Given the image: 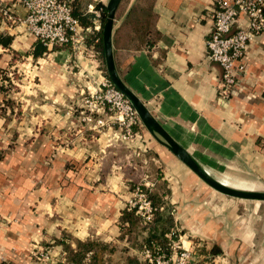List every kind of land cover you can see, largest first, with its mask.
Listing matches in <instances>:
<instances>
[{
  "label": "crops",
  "instance_id": "obj_1",
  "mask_svg": "<svg viewBox=\"0 0 264 264\" xmlns=\"http://www.w3.org/2000/svg\"><path fill=\"white\" fill-rule=\"evenodd\" d=\"M108 2L77 0V7L93 16L95 25L97 16L88 12L90 6L102 12ZM140 4V0L122 1L115 30ZM2 10L20 18L27 14L21 0H0L1 38H6L0 49V69H16L20 58L36 61L41 65L43 88L35 94L29 90L31 97L41 93V103L26 108L33 111L39 107L37 116L30 119L26 115L20 122L0 117V264H66L64 248L56 243L64 240L65 233L72 235L73 247L78 240L103 236L106 242H114L121 235L117 223L125 206L122 181L113 171V179L106 184L109 189L101 186L99 192L98 187L93 191L98 160H116L119 147L124 148L128 160L141 161V168L149 162V151L165 162L173 160L150 140L119 144L113 139L119 130L113 128L107 111L96 114V121L107 128L102 133L93 132L90 141L51 140L45 135L35 138L34 131L40 125L60 134L66 127L61 111L67 99L75 106L86 92L95 89L90 76L64 73L72 64L74 70L90 68L89 75H96L89 57L94 49L88 46L89 51L77 53L70 47L73 52L61 49L37 56L40 43L23 26L12 25L7 30ZM154 11L160 40L150 51L119 50L115 62L121 79L211 175L264 191V31L249 44L245 73L227 98L220 92L222 70L210 60L207 46L214 27L213 2L155 0ZM241 21L246 23L245 16ZM72 56L76 61H71ZM2 98L3 94L0 102ZM87 160L90 171L83 181L81 172L68 166ZM71 174L73 179L66 185L63 181ZM40 181L43 192L38 187ZM83 184L90 188L83 189ZM219 200L216 209L203 206L198 211V206L193 208L194 214L187 215L189 232L183 234L184 247L197 252L202 264H264V207L245 213L246 206ZM49 244L55 245L50 248Z\"/></svg>",
  "mask_w": 264,
  "mask_h": 264
},
{
  "label": "rangeland",
  "instance_id": "obj_2",
  "mask_svg": "<svg viewBox=\"0 0 264 264\" xmlns=\"http://www.w3.org/2000/svg\"><path fill=\"white\" fill-rule=\"evenodd\" d=\"M88 47V46H87ZM64 49L71 51L70 47H64ZM90 49V48H89ZM88 50H82L89 51ZM96 50H94L95 52ZM80 51H77L79 53ZM94 52H89V57L91 60H93L94 65L96 66V75H89L88 70L84 72L85 69H73L72 64L70 68H67V70L64 71L65 74H71L72 72H78L82 74L81 78H84L85 75H88L92 78V81L95 84V89L92 88V91L89 93L86 92V94L79 100L80 103H76L75 106H73V103H69V100L67 99L64 107V109L61 111V115L63 116V119L66 120V127L64 130H61L60 134L55 133L53 128L47 130L44 125H40V127L37 126L36 130L34 131V137L41 139L43 135L46 137H51L53 139L51 140H59L58 138H62L61 140H81L82 142L90 141L91 137L90 135L95 133H102L103 128H107L103 124H99L98 121H96V114L101 112H109V115L111 118V122L113 125V128L115 127L119 130V134L114 135L113 139L115 141H120L121 143L126 144H134L136 140H150L148 142L154 143L156 146L162 147L163 151H165L167 154H171L172 162H165L163 159L159 157L158 154H156L154 151H149V154H147V158L149 160L148 164L144 166V168H141L143 163L140 162H133L131 159L128 160L123 153L124 148L119 147L117 148V152L119 154V157L116 160L112 159H106L103 158L102 160H98L97 165H99L98 170V179L96 183L93 184L92 190L94 191L96 187L97 192L101 190V186H106L107 182H109L110 179H113L114 177L111 173L114 171V175H116L117 178H119L122 181V187L124 189V192H120L121 195L125 196V201L123 203L124 209L129 206V202L134 198V194L138 188H149L152 192H158L161 194L164 204H167V209L165 211V217L164 219L167 220L168 217L172 218V223L167 226L169 228L170 232H176L177 238L179 235H182L189 232L188 229H186V218L187 215L194 214L193 208H196L198 206V211L203 208V206H209L210 208L216 207L220 204L219 199L226 200V202H234L242 204L243 206H246L244 209L245 213H251L254 211L253 209L256 207L257 210H261L264 207V203H253L250 201H244L239 200L231 197H227L225 195H222L213 189H211L209 186H207L203 181H201L185 164H183L179 159H177L169 150H167L164 146L159 144L157 140L149 133V131L146 129V127L143 124V128H137L135 131L138 133V138L133 140L132 142H126L122 139L123 135V128L119 125V123L115 119V114L108 110V108L105 110H101L99 112H91L92 106L87 103V99L91 94H94L95 92H98L100 90V84L105 79L108 78V71L106 64L103 63L102 56H100ZM19 60V59H18ZM71 61L74 60V57L72 56ZM26 62L25 60H22L20 58L19 63L17 64L16 69H7L4 70L5 74L2 75L5 77H9L11 80V83L9 81L5 82L4 85L6 86V91H9V97L3 95L2 101L0 102V117L5 118L8 121H23V119L26 120V115L32 119L35 116L39 114V107H35L33 111L31 109L26 110L27 106L31 105H38L41 103V93H38L37 97H31V93H29V90L33 91L35 94V91L40 92L42 90V74H41V65H39L36 61ZM30 65V67H29ZM80 65V64H79ZM93 65V66H94ZM73 76V74H72ZM71 80V78H69ZM75 82V81H74ZM81 84V83H80ZM77 86V90L81 92V88ZM81 86H83L81 84ZM27 94V95H26ZM29 96V97H28ZM9 100V103L6 102V100ZM12 101V104L10 102ZM33 100V101H32ZM97 124V125H96ZM98 126V127H97ZM105 126V127H104ZM21 127V126H20ZM20 133L25 132V129H17ZM143 132L147 137L145 138L143 135ZM37 134V135H36ZM34 139V138H33ZM29 140V139H28ZM31 140V139H30ZM119 142V144H120ZM75 146H79L77 142H74ZM68 145V144H66ZM73 146V144H72ZM129 150H132V148H129ZM135 150V149H133ZM103 155L102 157H104ZM155 159V160H152ZM88 163V160L86 162H83L81 164L77 165H69L68 169L73 172H81V179L84 181L87 179L88 175L87 172L90 171L88 167H86ZM80 169V171H79ZM73 175H70V179L67 177L63 182L68 184V182L73 179ZM78 175V174H77ZM225 178V177H222ZM218 179V178H216ZM43 182H38V187L40 192H43L42 190ZM88 185V184H87ZM86 184H83V189L87 188L89 189ZM235 187H242V188H256L251 185H243V184H237L234 185ZM105 188L109 189L108 186ZM187 190V192L185 191ZM145 191V190H144ZM175 201L176 203L172 204L171 202ZM205 203L206 205H203ZM209 208V210H211ZM123 209V210H124ZM195 211V209H194ZM123 212V211H122ZM121 212V214H122ZM169 212V214H167ZM184 213V214H183ZM121 218V217H120ZM120 218L118 219V226L120 227L121 235L120 237L115 240L114 242H119L117 245H119V248H124L125 244L123 241L120 242V239L123 237V233L125 235L124 239L128 240L126 247H128L133 254L140 253L143 249V244L146 242L147 238H149L151 232H150V226L152 230H160L162 229L163 224H157L150 223V224H144L143 221L139 220L135 223L132 227H126V229H121L122 226H120ZM154 221V220H153ZM65 236H62L65 238H71L72 235L70 233H65ZM100 239L104 242L103 236L95 237L91 240ZM167 239V243H169V238ZM174 240H177L174 238ZM87 241V240H82ZM111 243V242H106ZM113 243V242H112ZM55 244H49V247H53ZM125 247V248H126ZM200 254V253H199ZM39 257L43 260L42 256L39 255ZM37 258H35L36 260ZM39 262L38 260H36Z\"/></svg>",
  "mask_w": 264,
  "mask_h": 264
},
{
  "label": "built area",
  "instance_id": "obj_3",
  "mask_svg": "<svg viewBox=\"0 0 264 264\" xmlns=\"http://www.w3.org/2000/svg\"><path fill=\"white\" fill-rule=\"evenodd\" d=\"M211 1L214 5V27L207 41L209 58L222 70L220 92L228 98L234 94L245 73L244 61L249 44L264 31V0ZM21 3L27 11L24 18L8 10L1 11L6 20L5 28L23 26L47 49L70 46L76 52L88 50L86 33L103 29L102 14L92 6L88 12L97 16V23L93 29H84L74 16L69 0H21ZM242 15L246 23L241 21ZM3 32L0 28V42ZM0 49H3L1 43ZM87 103L92 106L91 112L108 108L115 114L116 121L123 128L124 141L132 142L140 137L135 130L143 128V123L137 111L110 79L105 78L101 82L100 90L91 94ZM128 207L136 211L144 224L153 222L156 209L143 189L136 190ZM168 238L167 249L156 244L143 247L141 257L146 264H202L197 252L184 247L182 235L177 238L176 232H171Z\"/></svg>",
  "mask_w": 264,
  "mask_h": 264
},
{
  "label": "trees",
  "instance_id": "obj_4",
  "mask_svg": "<svg viewBox=\"0 0 264 264\" xmlns=\"http://www.w3.org/2000/svg\"><path fill=\"white\" fill-rule=\"evenodd\" d=\"M71 7L73 9V14L79 19L80 24L84 29L93 28L94 18L93 16H88L85 12H79V7H77V0H69ZM141 4L139 6H134L127 17L126 21L118 29L114 31L113 44H114V56L121 49H132L134 51L142 50H152V48L160 40V33L157 30L156 22L158 19L157 14L154 11V1L155 0H140ZM102 12V23L103 29L107 18V7L101 8ZM103 29L101 32L86 33V43L87 46L93 47L99 53V58L102 56V61H105V51H104V41H103ZM6 38L1 40V44L4 45ZM41 49L36 54L41 55L43 52L47 51H57L64 49V47L56 46L52 49H47L40 44ZM70 47V46H67ZM5 74L4 70L0 69V95H9V91H6L5 82L11 80ZM107 77H109L107 75ZM6 102L9 103L7 99ZM11 104L12 101L10 100ZM10 104V103H9ZM148 194L151 199L154 208L156 209L155 217L153 223L163 224L162 229L152 230L150 226V236L147 238L146 242L143 244L152 246L156 244L164 249H167L168 243L167 239L169 233V228H167L170 223H172V218L168 217L167 220L164 219L165 211L167 209V204H164V200L160 193L152 192L149 188H142ZM169 214V212H167ZM139 217L136 215V211L130 209L128 206L123 210L120 218L121 229H126V227H132ZM152 223V224H153ZM125 235L120 239V242L127 244L124 239ZM128 241V240H127ZM58 245L63 246L66 253V264H146L142 259L140 253L133 254L131 250L124 245V248H119L117 245L119 242L106 243L100 239L75 242L76 247L72 246L71 239L65 238L64 240L57 241ZM126 247V248H125Z\"/></svg>",
  "mask_w": 264,
  "mask_h": 264
},
{
  "label": "water",
  "instance_id": "obj_5",
  "mask_svg": "<svg viewBox=\"0 0 264 264\" xmlns=\"http://www.w3.org/2000/svg\"><path fill=\"white\" fill-rule=\"evenodd\" d=\"M122 1L123 0H109L108 5L106 6L107 18L103 29V41L106 67L111 82L130 101L137 111L142 123L149 133L157 140V142L169 150L183 164H185L207 186L227 197L250 202L264 203V191L250 192L232 188L224 185L221 181L211 175V173L203 168L202 165L185 148L179 145L169 135L162 124L158 122L153 114L148 110L145 104L123 82L116 67L113 44L116 14Z\"/></svg>",
  "mask_w": 264,
  "mask_h": 264
},
{
  "label": "bare ground",
  "instance_id": "obj_6",
  "mask_svg": "<svg viewBox=\"0 0 264 264\" xmlns=\"http://www.w3.org/2000/svg\"><path fill=\"white\" fill-rule=\"evenodd\" d=\"M218 178L219 181H221L224 185L232 187V188H236L239 190H245V191H250V192H260L261 188H242V187H235L234 185H237L239 183H235V182H231L229 180H223L220 178V176H216ZM215 177V178H216ZM262 192V191H261Z\"/></svg>",
  "mask_w": 264,
  "mask_h": 264
}]
</instances>
